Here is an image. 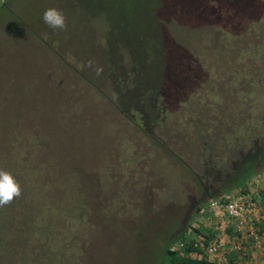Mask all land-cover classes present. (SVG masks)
<instances>
[{"label": "trees", "instance_id": "16d2710c", "mask_svg": "<svg viewBox=\"0 0 264 264\" xmlns=\"http://www.w3.org/2000/svg\"><path fill=\"white\" fill-rule=\"evenodd\" d=\"M248 1L254 4H247ZM263 1L230 0L225 3V0H195L182 5L175 21L178 24L183 21V35L166 41L164 51L161 44L160 56L165 63L158 66L160 70L149 88L139 86L138 75L131 84H127L110 75L86 74L83 72L86 63L63 53L52 37L33 31L37 54L28 61L40 67V71H36L40 86L43 94L56 103L54 108L58 109L60 125L55 121H29L23 117L14 124L0 119V135H13V145L34 150L36 147L52 145L48 136L56 135L60 126L69 128L72 133L74 127L77 135H71L72 145L79 146V142L88 143L85 132L89 128L104 131L102 133L112 136L113 140L118 138V122L124 123L126 118L139 127L138 131L158 140L150 131L153 122H169L172 119L182 122L183 117L182 125L186 127L183 132L189 131L191 139L196 135L198 138L202 135H217L210 148L216 159L214 161L222 166L220 174L224 178H219L224 182L222 190L244 187L264 173V108L258 106L259 97L264 96ZM0 7L13 13L10 0H0ZM55 60L60 61L61 65H57ZM51 65L55 66L44 71ZM10 73L6 79H1L0 99L6 98V91L12 88L13 83L4 85ZM15 77L26 80V70H22L21 76L17 74ZM73 78L83 79L89 88L73 91ZM215 79L216 83L224 81L221 91L227 92L232 104L220 115L218 111L202 115L203 105L196 117L191 115L194 111L186 104L195 95L200 99L198 102L202 101L200 95L205 89L207 91ZM137 86L139 88L135 96L126 97L122 94L121 89ZM3 103L4 100H0V104ZM32 112H37V109ZM72 118L75 123L71 121ZM187 118L192 125L185 124ZM16 135L23 137L19 139ZM68 141V137L64 136L61 144L69 145ZM57 142L58 135L55 139ZM168 154L174 156L176 153L168 151ZM31 155L32 151L9 150L5 152V157L0 156L2 160L21 167V171L27 175L29 186L28 189L21 186L22 195L0 207V264H68L64 255L70 252L84 259L86 243L80 238L84 239L83 231L95 226L91 218L99 216L95 209L102 206L104 191L101 187L106 185L109 178L104 165L92 170L80 167L79 174H75L76 168L63 171L58 165L60 170L53 172L52 167L49 169L47 180L43 165L41 168L27 165ZM53 156L57 155L53 153ZM12 157L17 158L18 162H13ZM120 161L123 166L117 164L116 167L124 172L126 189L132 191L131 184H139L135 180L138 165L122 156ZM12 173L17 177L15 171ZM113 177L114 173L109 180ZM91 180H94V184L90 185V189L98 192L100 198L96 206L91 205L85 215L78 217L76 209L79 206L83 208V205L74 187L77 184L82 187L87 185L88 190ZM67 186H70V190L65 195L61 194ZM211 194L205 196L206 201ZM205 231L191 226L174 244L165 248L166 261L163 264H246L251 249H247L244 254L231 251L227 246V251L220 256L208 257L206 249L209 242L215 239L216 232L211 231L209 234V231ZM190 232L197 233L199 248L190 242L182 249L178 242ZM230 232L233 233L228 229L225 235ZM234 243L227 241L229 246ZM244 245L247 246L246 243ZM94 250L99 251L96 248ZM77 264L85 263L79 261Z\"/></svg>", "mask_w": 264, "mask_h": 264}, {"label": "rangeland", "instance_id": "374dc122", "mask_svg": "<svg viewBox=\"0 0 264 264\" xmlns=\"http://www.w3.org/2000/svg\"><path fill=\"white\" fill-rule=\"evenodd\" d=\"M194 1L10 0L13 13L0 7V69H3L0 84L1 79H6L11 71L4 85L13 83L12 88L6 91V98L0 99L4 100L0 104L1 121L8 120L9 124H14L23 117L29 121H55L60 125L58 109L54 108L56 103L43 94L40 86L36 73L40 67L28 61L37 54L33 31L52 37L63 53L86 63L83 67L86 74L93 75L97 67H102L101 76L110 75L127 84H131L138 75L139 86L149 88L160 70L158 66L165 63L160 56L162 46L164 51L166 41L183 35V21L180 24L175 21L179 16L178 9ZM229 1L225 0V3ZM234 4L237 5L235 1ZM50 7L65 14L66 30H54L44 23L43 14ZM89 61L92 62L91 67ZM59 62L55 60L57 65H61ZM53 66L46 67L44 71ZM22 70L27 73L23 81L15 77L17 74L21 76ZM72 81L73 91L89 88L83 79L73 78ZM223 82L219 80L216 83L215 79L200 95L202 101H197L200 100L198 95L192 97L186 104L194 111L191 115L196 117L202 105V115L216 111L219 115L224 113L232 102L227 92L221 91ZM139 86L121 89L122 94L135 96ZM219 93L220 96H215ZM258 106L264 108V96L259 97ZM35 109L37 112H32ZM181 120L183 122V117ZM71 121L75 123L74 118ZM185 121L186 125H192L189 118ZM182 122L173 119L153 122L150 131L158 138L153 140L125 118L124 123L118 122V138L113 140L112 136L102 133L104 131L89 128L85 132L88 143L79 142V146L72 145L71 135H77L75 128L72 133L69 128L60 126L56 133L59 142L55 143L56 135H49L52 145L34 150L13 145V135H0V156L5 157V152L9 150L32 151L27 165L37 168L43 165L47 180L49 169L52 167L53 172L60 170L58 165L63 171L76 168L75 174L80 173V167L92 170L103 165L109 178L114 173L115 177L107 178L106 185L101 187L104 191L102 206L95 209L99 216L91 218L95 226L88 227L89 223L82 232L84 239L80 240L86 243L84 259L70 252L64 255L68 264L79 261L85 264H163L166 261L165 248L174 244L192 225H199L201 216L197 209L206 204L205 196L222 190L224 185L219 179L224 178L221 175L222 166L214 161L216 159L210 148L217 135L199 136L201 138L196 135L191 139L189 131L183 132L186 127ZM17 136L19 139L23 137ZM64 136L68 137L69 145L61 144ZM168 151L176 154L173 156ZM53 153L57 156H53ZM121 156L125 160L132 159L138 165L135 180L139 184H131L132 191L126 189V175L116 167L117 164L123 166ZM167 157L171 161L166 162L169 160ZM12 159L18 162L17 158ZM9 163L1 159L0 169L11 173L15 171L17 177L12 173L13 176L20 181L22 188L28 189L27 175L20 166ZM28 183L31 185L32 181L29 179ZM88 184V190L87 185L82 187L77 184L74 187L83 205V208L79 206L76 209L78 217L85 215L91 205L96 206L100 198L98 192L90 189L94 180ZM69 190L70 186H67L61 194L65 195ZM45 205L50 207L48 202ZM95 248L99 251H95Z\"/></svg>", "mask_w": 264, "mask_h": 264}, {"label": "built area", "instance_id": "2783aa9c", "mask_svg": "<svg viewBox=\"0 0 264 264\" xmlns=\"http://www.w3.org/2000/svg\"><path fill=\"white\" fill-rule=\"evenodd\" d=\"M263 193L264 173L244 187L208 199L199 210L201 225L197 226L209 231V234L211 231L216 232L215 239L209 242L206 249L208 257L220 256L227 251V246L231 251H241L244 254L250 248L264 250V211L261 210ZM228 229L234 232L236 238L233 241L235 243L230 246L227 245L228 238H225ZM190 242H194L195 248H199L196 232H190L184 240L178 242V246L183 249Z\"/></svg>", "mask_w": 264, "mask_h": 264}, {"label": "clouds", "instance_id": "9594fccd", "mask_svg": "<svg viewBox=\"0 0 264 264\" xmlns=\"http://www.w3.org/2000/svg\"><path fill=\"white\" fill-rule=\"evenodd\" d=\"M43 21L45 24H47L50 28L54 30H57V29L66 30L67 28L66 16L61 10L57 8L50 7L46 9V11L43 14ZM89 66L90 67L92 66L91 61H89ZM95 71H96V74L99 76L102 74L103 69L102 67H97ZM237 188H240V187H234V188L214 192L211 194V196L207 197V201L209 198L217 197L225 192H231ZM21 195H22V189H21L20 182L13 176L11 172L0 169V207L10 204L15 198ZM200 209L201 208L197 209L199 216H200V213H199ZM200 221H201V218L199 220V225H201ZM192 227L197 228V226H194V225H192Z\"/></svg>", "mask_w": 264, "mask_h": 264}, {"label": "crops", "instance_id": "0c3cea01", "mask_svg": "<svg viewBox=\"0 0 264 264\" xmlns=\"http://www.w3.org/2000/svg\"><path fill=\"white\" fill-rule=\"evenodd\" d=\"M188 144L191 147V143L188 142ZM191 151H192V149H191ZM168 159L169 160H167L166 162L171 161L170 158H168ZM151 163H153V162H151ZM147 174H150V173H147ZM261 206H262L261 210L264 211V193L262 194ZM234 235H235L234 232L233 233L230 232L229 234L225 235V238H228V239H226L227 241H231V242L236 241V238L234 237ZM250 249H251V254H250L248 260L246 261V264H264V250H258L256 248H250Z\"/></svg>", "mask_w": 264, "mask_h": 264}]
</instances>
